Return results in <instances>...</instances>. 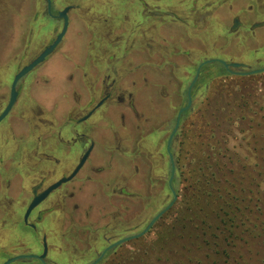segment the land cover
Returning a JSON list of instances; mask_svg holds the SVG:
<instances>
[{"label":"flooded vegetation","instance_id":"af4514ba","mask_svg":"<svg viewBox=\"0 0 264 264\" xmlns=\"http://www.w3.org/2000/svg\"><path fill=\"white\" fill-rule=\"evenodd\" d=\"M0 11V264H118L173 200L179 109L189 104L170 145L177 198L176 147L202 83L264 73H244L264 67V0H0ZM82 19L95 41L78 58L67 33Z\"/></svg>","mask_w":264,"mask_h":264},{"label":"rangeland","instance_id":"374dc122","mask_svg":"<svg viewBox=\"0 0 264 264\" xmlns=\"http://www.w3.org/2000/svg\"><path fill=\"white\" fill-rule=\"evenodd\" d=\"M85 22L68 27L69 50L78 58L95 41ZM202 86L176 147L178 198L146 235L122 245L118 264H264V73L212 77ZM228 201L251 209L242 214L250 228L237 221L232 237L220 209ZM159 207L153 204L151 216Z\"/></svg>","mask_w":264,"mask_h":264},{"label":"water","instance_id":"95a60500","mask_svg":"<svg viewBox=\"0 0 264 264\" xmlns=\"http://www.w3.org/2000/svg\"><path fill=\"white\" fill-rule=\"evenodd\" d=\"M67 10H68V8H66L64 11L60 12V16H63V17L65 18V23H64V27H63L62 32L60 33L59 38L65 33V31H66V29H67V26H68V18H67V15H66V11H67ZM54 45H55V44H52L50 47H48V48L42 53V55H41L39 58H37L36 60H34L30 65L26 66V67L24 68V70L21 71L20 75L23 74V73H25L28 69H30V68L33 67L36 63H38L41 59H43V58L45 57V55H47V54L53 49ZM214 60H216V59L205 60L204 62L201 63V65L204 64V63H207V62L214 61ZM218 60H219L220 62H222L224 65L228 66V64H227L224 60H222V59H218ZM261 71H264V67H262V68H258V69H254V70H251V71H249V72H244V73L250 74V73H257V72H261ZM198 73H199V69H198V71H197V74H196L195 78L197 77ZM15 83H16V79H15V81L13 82V87H14ZM190 88H191V86L189 87L188 94H189V100L191 101ZM13 99H14V92H13V94H12V99H11V102H10L9 106L12 104ZM189 103H190V102H189ZM188 107H189V104H188L187 106L181 107V108L179 109V111H178V116H177V120H176V123H175V127H174V129H173L171 135L169 136L168 146H167V148H168V153H169V156H170V159H171V167H172V168H171L170 178H169V185H170L171 190H172V192H173V196H174V197H173V200L167 205L166 208H164V210H162L160 213H158L156 216H154V217L152 218V220L149 222V224L147 225V227H146L141 233H139L137 236H141V235H143L145 232H147V231L153 226V224L155 223V221H156V220L162 215V213L165 212V211H167L168 209H170L171 206L174 204L175 200L177 199V193H176L175 189H174V188L172 187V185H171V182H172V179H173V177H174V173H175V163H174V159H173V154H172L171 151H170V145H171L172 137H173L174 133L176 132L177 128L179 127L181 113H182L184 110H186ZM5 112H6V111H5ZM5 112H4V114H5ZM4 114L0 115V119L3 117ZM132 237H135V236H131L130 238H132ZM128 239H129L128 237H125V238L119 239L117 242H115V244L120 243V242H123V241H126V240H128ZM14 259H15V258H12L11 260L7 261L5 264L11 262V261L14 260Z\"/></svg>","mask_w":264,"mask_h":264},{"label":"trees","instance_id":"16d2710c","mask_svg":"<svg viewBox=\"0 0 264 264\" xmlns=\"http://www.w3.org/2000/svg\"><path fill=\"white\" fill-rule=\"evenodd\" d=\"M210 166H202L201 169H203L202 171L207 170V168ZM203 178V181H201V184L204 185V183H206L208 180V178H206L205 173ZM227 188V187H225ZM226 207V209H224ZM219 209V208H218ZM218 209H216V213L219 214ZM220 209H223V213L224 215L227 216V218L225 219V222L228 224L227 226V232H229V235L232 237V235H237L235 233V227L237 228L238 222L237 221H241L240 223L243 224V226H245L246 224H248L245 228V230L250 228V224H249V220H248V216L246 217L245 215L243 216L242 214H246L247 210V214L251 212V209H249V206L246 205L245 207L240 206L239 202H234V201H228L227 204L226 202H224V205L220 206ZM247 209V210H246ZM236 224V225H235Z\"/></svg>","mask_w":264,"mask_h":264},{"label":"crops","instance_id":"0c3cea01","mask_svg":"<svg viewBox=\"0 0 264 264\" xmlns=\"http://www.w3.org/2000/svg\"><path fill=\"white\" fill-rule=\"evenodd\" d=\"M12 25L11 26V31L10 33L12 34V39H15L16 38V28H17V24H16V21H14L13 19V22H12ZM7 22L5 21V16L4 14L2 13V11H0V54L7 51L6 48H4V45H5V42H7V38H8V35L9 33H7Z\"/></svg>","mask_w":264,"mask_h":264}]
</instances>
